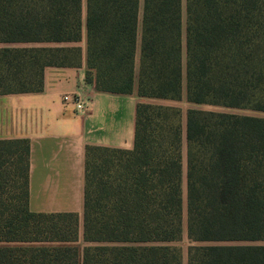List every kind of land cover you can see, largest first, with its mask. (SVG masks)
<instances>
[{
    "label": "trees",
    "instance_id": "trees-1",
    "mask_svg": "<svg viewBox=\"0 0 264 264\" xmlns=\"http://www.w3.org/2000/svg\"><path fill=\"white\" fill-rule=\"evenodd\" d=\"M84 38L87 84L136 85L133 148H86L80 225L30 210L29 143L0 140V264H264V116L199 108L264 113V0H0V96Z\"/></svg>",
    "mask_w": 264,
    "mask_h": 264
},
{
    "label": "crops",
    "instance_id": "crops-1",
    "mask_svg": "<svg viewBox=\"0 0 264 264\" xmlns=\"http://www.w3.org/2000/svg\"><path fill=\"white\" fill-rule=\"evenodd\" d=\"M80 46L81 67L46 68L41 92L0 96V140L29 143L30 210L76 213L81 225L86 148L131 150L139 98L136 85L121 94L87 84L85 38ZM74 92L88 99L84 112L64 102Z\"/></svg>",
    "mask_w": 264,
    "mask_h": 264
},
{
    "label": "rangeland",
    "instance_id": "rangeland-1",
    "mask_svg": "<svg viewBox=\"0 0 264 264\" xmlns=\"http://www.w3.org/2000/svg\"><path fill=\"white\" fill-rule=\"evenodd\" d=\"M141 100H143L144 102H148V103L179 107L182 110L183 115H185L186 110L191 107V105L187 104L184 99L179 102L155 100V99H141ZM199 108L205 109V110H216V111H225V112L238 113V114H251V115L264 116V113H256V112H251V111H242V110H233V109H223L220 107L200 106ZM80 237H81V231H80ZM181 246L185 253V249H186L185 240L181 243Z\"/></svg>",
    "mask_w": 264,
    "mask_h": 264
},
{
    "label": "built area",
    "instance_id": "built-area-1",
    "mask_svg": "<svg viewBox=\"0 0 264 264\" xmlns=\"http://www.w3.org/2000/svg\"><path fill=\"white\" fill-rule=\"evenodd\" d=\"M88 99L85 96L74 92L72 95L64 96V102L71 103L74 108L79 112H84L87 107Z\"/></svg>",
    "mask_w": 264,
    "mask_h": 264
}]
</instances>
